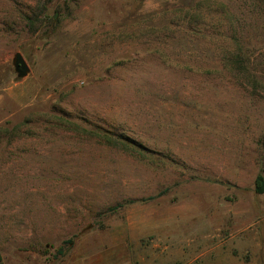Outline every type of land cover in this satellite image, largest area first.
I'll list each match as a JSON object with an SVG mask.
<instances>
[{
    "label": "rangeland",
    "instance_id": "1",
    "mask_svg": "<svg viewBox=\"0 0 264 264\" xmlns=\"http://www.w3.org/2000/svg\"><path fill=\"white\" fill-rule=\"evenodd\" d=\"M5 124L0 264H264V0H0Z\"/></svg>",
    "mask_w": 264,
    "mask_h": 264
},
{
    "label": "trees",
    "instance_id": "2",
    "mask_svg": "<svg viewBox=\"0 0 264 264\" xmlns=\"http://www.w3.org/2000/svg\"><path fill=\"white\" fill-rule=\"evenodd\" d=\"M50 19L56 23H59L61 21L59 15L54 14L50 17ZM59 121H61L60 119H58ZM25 124V123H24ZM27 124V122H26ZM21 126L23 125H16V126H12V127H8L7 124L0 126V154L2 152H6L9 149L13 148V143H14V139L18 136V132L21 128ZM104 138V137H103ZM106 140V143L118 148V149H129L131 147L128 148V144L121 138V137H117V138H113L112 136H106L104 138ZM133 149V148H131ZM254 191L257 194H263L264 193V178L261 174H258L256 179H255V183H254ZM151 199V198H148ZM141 201H145V200H141ZM131 202H127L125 204L128 203H132ZM124 204H118L112 208H110V212H116L118 209H120L121 207H123ZM72 245L73 244V238L69 239L68 241L64 242V245ZM64 254V250L62 247L58 248L56 250V254L55 256H62Z\"/></svg>",
    "mask_w": 264,
    "mask_h": 264
},
{
    "label": "water",
    "instance_id": "3",
    "mask_svg": "<svg viewBox=\"0 0 264 264\" xmlns=\"http://www.w3.org/2000/svg\"><path fill=\"white\" fill-rule=\"evenodd\" d=\"M12 65L18 78L23 79L30 73V69L20 53L14 54Z\"/></svg>",
    "mask_w": 264,
    "mask_h": 264
}]
</instances>
